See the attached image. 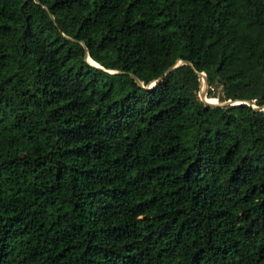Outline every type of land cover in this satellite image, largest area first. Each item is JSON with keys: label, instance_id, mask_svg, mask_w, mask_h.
Returning <instances> with one entry per match:
<instances>
[{"label": "trees", "instance_id": "trees-1", "mask_svg": "<svg viewBox=\"0 0 264 264\" xmlns=\"http://www.w3.org/2000/svg\"><path fill=\"white\" fill-rule=\"evenodd\" d=\"M0 264H264V0H0Z\"/></svg>", "mask_w": 264, "mask_h": 264}, {"label": "water", "instance_id": "water-1", "mask_svg": "<svg viewBox=\"0 0 264 264\" xmlns=\"http://www.w3.org/2000/svg\"><path fill=\"white\" fill-rule=\"evenodd\" d=\"M49 18H50V20L54 23V20H53V18H52V16H51L50 14H49ZM66 39H67V40H70L69 38H66ZM80 45L83 46L82 43H80ZM88 60L91 61V60L88 58V56H87L86 54H84V61H85L88 65L93 66L94 68H96V69H98V70H102V71H104V72H106V73H108V74H115V73H117V72L105 71V70H103L100 66H98L97 64H95L94 62L91 61V63H93V64L89 63ZM180 65H185V66H188V67L192 68L191 65H190L189 63H187V62H183V61H178L177 63H175V64L172 65L171 67L167 68V69L165 70V72L162 74L161 77H159L157 80L151 82L146 88H144V87L142 86V84L138 81V79H137L136 77H134L133 75H129V76L131 77V79L134 81V83H135L138 87H140V88H142V89H148V90H149V89L154 88L155 85H156V84L162 79V77H163L166 73L171 72L172 70L176 69V68H177L178 66H180ZM195 75L197 76V78H198V83H199V87H198V99H199V101H200L201 103H203L204 105H206V106H225V105H234V104H245V102H241V101H235V102L226 101V102H223V103H221V104H219L217 101H215L214 103H209V102H207L206 100H207L208 98L206 97V92H205V90H204V88L206 87V78H205V75H204L203 73H195ZM201 78H202V80H203V84H204L203 89H201V86H200V79H201ZM248 105L251 106L249 103H248ZM251 108H253L254 110H259V108H256V107H254V106H251Z\"/></svg>", "mask_w": 264, "mask_h": 264}, {"label": "bare ground", "instance_id": "bare-ground-1", "mask_svg": "<svg viewBox=\"0 0 264 264\" xmlns=\"http://www.w3.org/2000/svg\"><path fill=\"white\" fill-rule=\"evenodd\" d=\"M88 62L91 63V61H89V60H88ZM91 64H93V63H91ZM200 86H201V89H203L204 84H203L202 78L200 79ZM212 100H214V99H207L206 101L209 103H214Z\"/></svg>", "mask_w": 264, "mask_h": 264}, {"label": "rangeland", "instance_id": "rangeland-1", "mask_svg": "<svg viewBox=\"0 0 264 264\" xmlns=\"http://www.w3.org/2000/svg\"><path fill=\"white\" fill-rule=\"evenodd\" d=\"M206 89H207V87L204 88L205 92H206ZM197 97H198V92H197ZM212 101L215 102V101H217V99L214 98V100H212ZM217 102H218V101H217ZM218 103H219V102H218ZM219 104H221V103H219Z\"/></svg>", "mask_w": 264, "mask_h": 264}]
</instances>
